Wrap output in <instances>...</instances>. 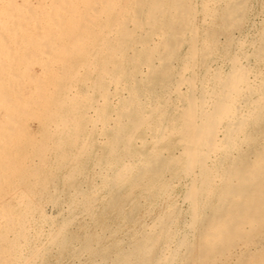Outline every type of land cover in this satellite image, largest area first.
Masks as SVG:
<instances>
[{
	"label": "bare ground",
	"instance_id": "obj_1",
	"mask_svg": "<svg viewBox=\"0 0 264 264\" xmlns=\"http://www.w3.org/2000/svg\"><path fill=\"white\" fill-rule=\"evenodd\" d=\"M198 2L204 22L219 6L227 17L224 21L233 23L247 4V0ZM195 3L194 0H0V188L22 184L29 191L36 186L44 189L49 180L57 179L55 169L59 166L67 168L63 180L70 185L94 155L92 147L96 140L92 132L97 128L103 135L100 138L104 149L94 155V160L112 203L120 200L124 186L129 191L155 187L168 190L173 182L166 178V173L182 172L189 178L184 193L191 209L189 226L200 222L199 229L195 225L199 232L196 231L193 248L197 264H220L236 248L246 247L254 233L264 231V144L260 149L242 148L243 144L255 143L262 134L253 133L252 126L264 120V59L260 57L263 68L254 71L252 65L242 61L243 55L228 53L227 70L210 69L205 63L216 43L210 40L212 35L204 38L208 35L206 31L200 38ZM236 38L231 37V42ZM183 45L186 49L181 54ZM252 49L257 56L258 45ZM34 64L39 66L38 74L32 68ZM198 64L205 70L200 77L195 70ZM259 74L263 78L258 80ZM25 113L36 118L33 119L38 123L39 137L25 131L31 130L30 126L22 128L21 116ZM137 138L141 144L149 138V147L136 149L133 142ZM225 159L236 165L233 172L225 163L224 166ZM228 194L232 195L229 203L224 199ZM211 196L217 197V205H211L214 209L208 208L210 213L201 215V208ZM4 197L7 195L0 200ZM49 198L57 201L52 195ZM121 204L120 207L124 203ZM3 210L0 208L4 220L0 226V258L3 264H29L30 256L25 255L20 242L24 235L20 239L12 233L15 238H9L1 230L5 227L4 232L8 231L15 214L11 212V218L10 210L6 213ZM159 232L153 229L136 238L121 259L118 257L117 264L132 260L135 264H173L178 255L186 252L184 245L191 247L187 244L188 236L181 235L175 237L173 246L165 243L157 249L150 260L147 252L153 249ZM167 232L175 233L173 229ZM65 233V222H61L52 231L51 242L62 247L58 245L66 244ZM181 246L184 253L180 254ZM257 264H264V252Z\"/></svg>",
	"mask_w": 264,
	"mask_h": 264
},
{
	"label": "rangeland",
	"instance_id": "obj_2",
	"mask_svg": "<svg viewBox=\"0 0 264 264\" xmlns=\"http://www.w3.org/2000/svg\"><path fill=\"white\" fill-rule=\"evenodd\" d=\"M198 1H201V0H194V2H196L195 3L196 9H197L196 11L199 12V13H196V15H197L196 16V18H197L196 24H197V26H199L198 32L200 31L199 36L201 35L200 38H203L205 36L204 38L207 37L209 39V37H211V35H212V37H211L212 39H210V40L214 39L215 41L214 40L213 41L216 43L215 50H213V52L211 53V56L208 58V60H206L207 62L205 64L210 66V69H213L215 67H220V68L223 67L222 69L227 70L228 66H229V60H228V57L226 56V54H228V53L239 54L240 53L239 54L240 57L243 55L242 61L244 63L246 61V63L250 66L252 65V69L255 68L254 71L259 70V68L262 69L263 68V60L262 59H264V0H247L246 7L243 10L244 13L243 12L241 13L240 18L237 19L238 22L234 21L233 23L232 22L229 23L230 21H224V20H227V17L223 14L222 9L219 6H217L215 8L214 13L210 16L211 18L209 17L208 20H210V19L211 20L210 21L207 20L206 22H204L202 20V13L200 10L201 5H200V2H198ZM240 20H242V21H240ZM223 23L226 24L227 27H225ZM234 23L236 24V26ZM202 31H204V32L202 33ZM205 31H206V33L208 32L207 33L208 35L205 34ZM202 34L203 35L205 34V35L203 36ZM231 37H232V39L236 38V37L238 39L236 38V40L231 42V40H232ZM252 37H254V38L251 40ZM228 40H230V41H228ZM251 42L253 44H251ZM260 42H261V44H260ZM249 43H250V45H248ZM256 44L258 45V48H259L257 56L254 54V50L252 49V47L255 48L257 46ZM241 45L243 46V48ZM252 45H254V46H252ZM185 47L186 46L183 45L180 48L181 54L184 53V51L186 49ZM237 50L240 52H238ZM214 51H217V52H214ZM242 52L246 53V55L243 54ZM220 60L222 62H220ZM179 61L180 60H178V62ZM199 66H200V64L196 65L195 70H196V72L198 70V72L200 74V75L199 74L198 75L200 77L204 74L205 70H204L203 65L200 67ZM32 68L36 71V74H38L37 73V71L39 70L38 64H34L32 66ZM81 69L84 70L85 68L83 67ZM202 72H203V74H202ZM84 75L87 76L86 74H83V76ZM89 75H91V76H89ZM89 75H88L89 77L94 76L93 74H89ZM263 77H264V75H263ZM263 77L261 74H259L257 76V79L259 80V78L261 79ZM25 114H22L21 120L23 119L25 122L27 121L26 123L28 124V126L22 120L23 121L22 122L23 124H21L23 126L22 128L25 129L28 127L27 129H29L31 127V130L25 129V131L33 134L36 137H39L40 133L37 131V130H39V127H38V123L35 121L36 118L33 117L35 119L34 120L32 117H29V115L26 114V115H28V117H29L28 118ZM23 115H25V117H23ZM26 117H27V119L25 120L24 118H26ZM30 118H32V119H30ZM260 122L258 123V125L252 126V130H254V131L251 130L253 133L254 132H256L257 134L262 133V134L258 135V138L256 140V141H258V143H256V141H255L256 144L254 142L253 143L252 142L247 143L248 145L250 144L249 146H253V148L249 147L248 145L243 144L242 145L243 149H247V150H251V149L253 150L255 148L260 149L261 145L264 144V141H263L264 140L263 139V136H264L263 135L264 134L263 133L264 132L263 131L264 130V120H261ZM30 124H32V125H30ZM260 124L262 125V127ZM24 126H25V128H24ZM36 127H38V128H36ZM87 128L90 130L91 125H88ZM257 130H259V131H257ZM260 130H262L263 132H260ZM92 135H93V138L96 140V143L92 147L93 154L96 155L98 153H101L102 152L101 150L104 149L102 139H101L103 135L101 133H99L97 128H95L93 130ZM146 135L148 136V134H146ZM260 135H261V137H260ZM100 136H101V138H100ZM96 138L98 139L99 142L100 141L101 142L99 143ZM134 143L138 144V145H135ZM98 144H100L99 147H98ZM133 144H134L133 146L138 150H139V148H140V150H146L149 147L150 142H149V138H148V140L146 142L141 144L140 139L137 138V140H135L133 142ZM144 144H147V146L144 147ZM95 146H97V147H95ZM140 146H142L143 148H146V149H143ZM245 146H246V148H245ZM254 146H255V148H254ZM99 148H101V149L97 150ZM94 151H95V153H94ZM50 155L52 156V160H54V158H55L54 153L51 152ZM94 155H91L89 160L86 161V164H85L83 170L81 171V173H79L71 181L72 183L69 182L70 185H68V182L66 183L65 180H63L64 174L67 171V168L59 166L60 168L57 167L59 170L57 168H56L57 170L55 169V174L57 173L56 174L57 179L55 180V182L54 181L52 182L51 180H49L46 184L47 188L44 187V189H43V187H37L36 186L34 189L29 191V190H27V187L26 188L23 187L22 184L21 185L20 184L13 185V187H17L19 189L21 187L20 190L13 188L12 185L11 186L9 185L10 187L7 185H6L7 186L6 187L4 185L3 187H5V188H3V187H1L3 189L0 188V196L3 197L4 195H7V197H4L2 200H0V205L2 204L0 206V208L3 210V207H4L5 213L10 210L9 216H11V218H12V213H15V214H13V219L15 221L13 220V224L9 227V229L6 228L10 232H8L7 230H6V232L8 234L6 232H4L5 227L4 228L1 227V230L3 229L4 231H2V232L5 234V236L8 235L9 238L10 237L15 238L16 236L19 235L20 239H21L22 235L25 236V237L23 236V238H22V240H20V242L22 243V245H24V247L22 246V249H23V252H25V255H28L31 257V258L29 257V264H35V263L36 264H117L119 262V259H121V256H122L121 254L127 252L131 248L130 246H132V243H133V241L135 242L136 238H138V239L141 238L142 235L144 236L146 233H148V231L151 232L153 229L156 231L160 230L161 232L158 233L159 235L156 239V242H154L155 244H153L154 245V247H152L153 249H151L147 252V256L149 253L148 257L150 260H152L154 258V254L165 243H168V244L173 246L174 244H176V240H175L176 238L175 237H180L181 235L182 236L186 235V236H188L187 244L191 245L192 248L190 246L184 245L183 246V248L185 247L184 250L187 249V250H185L186 252L184 253V250H182L183 248L181 246L180 254H181V252L184 254L178 255L173 264H195L196 263L195 262L196 249H193V248L197 242L198 233H196V231H198V230H196V229L197 228L199 229L200 222L196 221L195 224L193 225V227H190L191 226L190 219H189L190 216H188V215H190V212H191L190 203L187 199H185V194H184L186 192L185 190L187 188V183L189 181V178L185 174H183L182 172L166 173L167 174L166 178L171 183L173 182L172 184H170V186L172 185L171 186L172 188L169 187L168 190L167 189H161L159 187H155V188L144 190V191H139L137 189L129 191L128 186H124V187H122L123 189L120 190L121 193L119 194V198H120V196H121V198H120V200H118L115 203L116 204V206H115V204L112 203L110 200L111 194L108 192V190H107L108 188L106 186H104L103 183H101L102 182V177H101L102 174H100L101 172H100L99 166L96 164V162L94 160V158H95ZM92 160H94V162ZM224 161H223V164L224 163L226 164V166H225V164H224V166L229 168L233 172L236 168V165L233 162H231L229 159H225ZM178 174H180V175H178ZM174 176H175V178H174ZM232 176H234V174ZM234 177H236V176H234ZM75 179H76V181H75ZM181 180H182V182H181ZM183 183H185V185ZM18 185L20 187H18ZM80 185L82 186V188ZM72 186H73V188H77V190L73 189ZM4 189H7L8 191L6 190V192H9V194H6V192H4ZM23 189H24V191H22ZM78 189L82 190V192ZM77 191H79L80 193L79 192L77 193ZM98 191H100V192H98ZM74 192H76L75 195H74ZM11 193H13V195ZM21 193H23V194H21ZM81 193H82V195H81ZM18 194L21 197H19ZM129 194H130V196H129ZM9 195L13 196V197H10ZM51 195L55 199H57V201H54V202H53V200L51 201V199L49 198V196H51ZM124 196H126V197L129 196V197H128V199H126V197H124ZM1 197H0V199H1ZM18 197L21 198V200H20L21 202L19 201ZM7 198H9V199H7ZM88 198H90V200L93 199L92 202H90V200H88ZM123 198L125 199V201ZM216 198H217L216 196L210 197V199L207 201L208 204H206L205 206H203L201 208L202 209L200 211L201 215L208 214L210 209L211 210L214 209V207H215L214 204L217 205V203L219 201ZM231 198H232V195L228 194L224 198L225 202L229 203ZM16 200H17V202L19 201L20 205H19V203L16 202ZM48 200H50V202ZM119 201H120V203H119ZM134 202L137 204L136 206L134 205ZM24 203H26V204H24ZM109 203H110V206H108ZM118 203L120 205H122L121 203H124V204H123V206L120 207V205H118ZM87 204H89L90 206ZM111 204H113V206ZM29 205L30 206L34 205V206L30 207ZM133 205H134V208L136 207L135 209L133 208ZM211 205L214 207L210 208ZM8 206H9V208L7 209ZM64 206H65V208H64ZM110 207H112V208H110ZM118 207H120V208H118ZM204 207H206L205 210H204ZM91 208H92V211L88 212V210H91ZM102 208H104V209H102ZM208 208H209V210H208ZM19 209H20V211L23 210L22 211L23 213L20 212ZM85 210H87V211H85ZM171 210H173L175 212V214ZM24 211H25V214H24ZM204 211H207V212H204ZM17 212H18V214H17ZM125 212H127V213H125ZM130 213L132 214V216L130 215ZM19 214H22V217H20L21 215H19ZM101 214H103V215H101ZM127 214H129L130 216H128ZM169 214H172V215H169ZM15 215H16V217H15ZM70 215H71V217H70ZM125 215H127V218ZM1 216H0V224H1L0 226H2L3 225L2 223H4V220L2 219ZM24 216H25V218H24ZM89 216H90V218H89ZM123 216L125 218H123ZM15 218H18V220L20 222ZM167 218H169V219H167ZM21 219L22 220L25 219L28 222L25 220L22 221ZM76 220H77V222H76ZM168 220H169V222H168ZM57 222H58V224H57ZM61 222H65V231H66L65 235L67 234L66 235V242H65L66 244L58 245L59 247L62 246V247L58 248L57 244L55 245L54 242H51L52 241L51 240L52 239L51 233L54 229H56L59 226V224ZM17 223L20 225H18ZM27 223H28V225H27ZM21 224H23V225H21ZM13 225H15V226H13ZM40 225H42V226H40ZM55 225H56V227H55ZM195 225L197 226V228ZM150 226H151V228H150ZM17 229H18V231H17ZM24 229L27 231L24 232L23 231ZM162 229H164V230L162 231ZM166 229L167 230L173 229L175 232L174 235H170ZM192 229H194V230H192ZM255 231L258 232L257 230H254L253 232H255ZM23 232H24V234H23ZM263 232L264 231L259 232L257 234L254 233L255 235H252V236H254L253 240H251L246 247H244L241 250L239 248L237 250V248H236L231 253V255L228 256L230 258H228V257L223 258L224 260L221 259L219 261V263L220 264H224L225 262H226L225 264H240V263L241 264H249V263L257 264V263H259V257H261L263 252H264V248H263V246H264V243H263L264 234H263ZM12 233L15 235V237L13 236ZM97 234H99V235H97ZM19 236H18V238H19ZM255 236H257V237H255ZM165 237H166V239H165ZM138 239H136V240H138ZM161 240H162V242H161ZM165 241H167V242H165ZM169 241H171V243H173V244L169 243ZM44 242H46V243H44ZM257 243H260V245ZM25 244H27V245H25ZM256 245H257V247H256ZM63 246H65V247H63ZM36 247L39 249H37ZM188 247H190V248H188ZM34 248H36L37 251ZM40 248H42V249H40ZM62 248H64V249H62ZM151 251H152V254H151ZM236 251H238L239 253ZM255 251H256V253H255ZM32 252H33V254H32ZM40 253H42V254H40ZM245 253H248L249 255L245 254ZM254 253L256 256L254 255ZM37 254H38V256H37ZM247 255H248V257H247ZM232 256H234V257H232ZM252 256L254 257V259L251 258ZM118 257H119V259H118ZM181 257H183V258H181ZM237 257H239V258L237 259ZM245 257L247 258L248 261H249V259H250V261H252V260L253 261L248 262ZM32 258H35V259L33 260ZM189 258L191 260H189ZM0 260H1L0 264H3V261L1 258H0ZM134 262L135 261L132 260L128 264H133Z\"/></svg>",
	"mask_w": 264,
	"mask_h": 264
}]
</instances>
